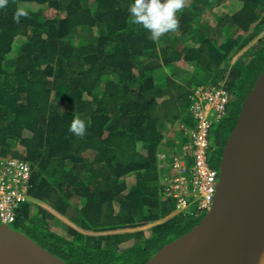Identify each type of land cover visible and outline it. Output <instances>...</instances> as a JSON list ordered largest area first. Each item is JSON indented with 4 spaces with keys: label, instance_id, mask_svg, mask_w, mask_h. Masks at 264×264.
I'll return each mask as SVG.
<instances>
[{
    "label": "trees",
    "instance_id": "trees-1",
    "mask_svg": "<svg viewBox=\"0 0 264 264\" xmlns=\"http://www.w3.org/2000/svg\"><path fill=\"white\" fill-rule=\"evenodd\" d=\"M130 3L0 7V158L32 169L11 227L70 264H146L197 226L204 214H179L166 195L160 155L190 141L195 90L222 83L233 98L210 134L219 170L264 71V0H185L159 41L132 23ZM77 117L83 136L69 131Z\"/></svg>",
    "mask_w": 264,
    "mask_h": 264
},
{
    "label": "water",
    "instance_id": "water-1",
    "mask_svg": "<svg viewBox=\"0 0 264 264\" xmlns=\"http://www.w3.org/2000/svg\"><path fill=\"white\" fill-rule=\"evenodd\" d=\"M0 264H70L0 223ZM146 264H264V71L227 139L211 209Z\"/></svg>",
    "mask_w": 264,
    "mask_h": 264
},
{
    "label": "built area",
    "instance_id": "built-area-1",
    "mask_svg": "<svg viewBox=\"0 0 264 264\" xmlns=\"http://www.w3.org/2000/svg\"><path fill=\"white\" fill-rule=\"evenodd\" d=\"M232 98L222 83L195 90L191 112L196 126L187 132L190 141L171 157L160 155L165 193L175 199L179 214H206L213 205L219 170L210 164V134L214 123L227 114ZM31 173L26 161L0 158V223L15 222L18 208L29 198Z\"/></svg>",
    "mask_w": 264,
    "mask_h": 264
},
{
    "label": "clouds",
    "instance_id": "clouds-1",
    "mask_svg": "<svg viewBox=\"0 0 264 264\" xmlns=\"http://www.w3.org/2000/svg\"><path fill=\"white\" fill-rule=\"evenodd\" d=\"M185 0H131L128 7L133 24L141 25L149 33V39L159 41L162 35L174 32L179 27L177 12L184 7ZM7 0H0V7H4ZM28 12L18 8L14 20L19 23L21 17H27ZM69 131L76 136H83L86 124L80 118H74Z\"/></svg>",
    "mask_w": 264,
    "mask_h": 264
},
{
    "label": "rangeland",
    "instance_id": "rangeland-1",
    "mask_svg": "<svg viewBox=\"0 0 264 264\" xmlns=\"http://www.w3.org/2000/svg\"><path fill=\"white\" fill-rule=\"evenodd\" d=\"M220 10H222V9H219V8H218L216 11H220ZM222 11H223V10H222ZM206 20H207V21H210V20H212V19L210 18V16H208V17L206 18ZM215 124H217V123H214V125H215ZM214 131H215V129L212 131L211 137H213V135H214ZM204 216H205V214H204ZM204 216H203V217H204ZM63 223L65 224L66 222L62 221V222L59 224L60 227H58V226H57V227H54L53 231H54V232H58V233L60 232V234H64L63 231L60 229V228L63 227V226H62ZM64 224H63V225H64Z\"/></svg>",
    "mask_w": 264,
    "mask_h": 264
}]
</instances>
